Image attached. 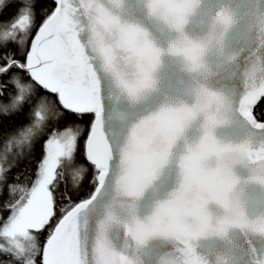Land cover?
Listing matches in <instances>:
<instances>
[{"label": "snow or ice", "instance_id": "obj_1", "mask_svg": "<svg viewBox=\"0 0 264 264\" xmlns=\"http://www.w3.org/2000/svg\"><path fill=\"white\" fill-rule=\"evenodd\" d=\"M13 6L0 264H264V0Z\"/></svg>", "mask_w": 264, "mask_h": 264}, {"label": "trees", "instance_id": "obj_2", "mask_svg": "<svg viewBox=\"0 0 264 264\" xmlns=\"http://www.w3.org/2000/svg\"><path fill=\"white\" fill-rule=\"evenodd\" d=\"M16 11V6L8 8L2 17H0V20H7L14 12ZM24 163H27L25 160ZM29 167H32L31 164L28 165ZM21 167H23V164H21ZM16 171H20V168H17Z\"/></svg>", "mask_w": 264, "mask_h": 264}]
</instances>
